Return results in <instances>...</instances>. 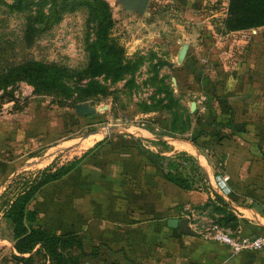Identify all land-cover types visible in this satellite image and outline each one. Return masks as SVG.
<instances>
[{"label":"rangeland","instance_id":"374dc122","mask_svg":"<svg viewBox=\"0 0 264 264\" xmlns=\"http://www.w3.org/2000/svg\"><path fill=\"white\" fill-rule=\"evenodd\" d=\"M68 1L74 9L57 13L49 5L37 6L39 0L28 11L10 9L11 0L0 2V130L17 127L26 134L6 150L10 172L0 179V264H84L73 243L42 240L29 252H18L8 213L43 172L80 162L78 157L96 140L109 138L118 145L132 137L131 143L150 156L156 171L171 170L186 177L190 186L206 187L196 159L180 150L178 141L196 144L201 126H209V134L216 129L207 109H192V102L210 86L209 76H223L239 63L248 37L247 32L227 29L229 0H147L143 6L133 0H103V8L96 0ZM89 5L110 16L107 40L123 48L122 58L96 47L98 20ZM184 45L189 47L183 56ZM28 63L59 69L60 84L46 82L51 76L42 80L27 74L22 67ZM76 104L93 111L80 115ZM134 127L155 130L154 150L142 146L132 134ZM212 147L206 141L198 144L208 156L215 155ZM57 189L36 192L27 203L25 212L38 208L43 213L34 225L26 224L28 229L50 227ZM199 208L205 209V221L220 226L219 218L231 213H220L211 202ZM197 215L202 213L194 211ZM49 232L46 240L61 236Z\"/></svg>","mask_w":264,"mask_h":264},{"label":"crops","instance_id":"0c3cea01","mask_svg":"<svg viewBox=\"0 0 264 264\" xmlns=\"http://www.w3.org/2000/svg\"><path fill=\"white\" fill-rule=\"evenodd\" d=\"M234 32L248 34L239 63L223 76H209L210 86L196 96L205 98L204 108L194 101L196 110L207 109L216 129L209 134L206 127L209 132L199 133L196 144L178 141L180 150L196 159L206 187L184 189L167 180L128 136L118 145L109 138L94 141L72 170L40 192L58 187V206L50 209L49 228L82 238L84 264H264V251L232 253L208 237L212 223L199 208L220 196L238 220L235 228L223 226L239 236L264 232V26ZM134 130L142 146L154 150L155 130ZM25 136L17 127L0 130V179L10 172L6 150ZM204 141L212 144L215 155L198 148ZM220 175L229 177L227 193L217 185ZM170 218H186L190 233L163 225Z\"/></svg>","mask_w":264,"mask_h":264},{"label":"trees","instance_id":"16d2710c","mask_svg":"<svg viewBox=\"0 0 264 264\" xmlns=\"http://www.w3.org/2000/svg\"><path fill=\"white\" fill-rule=\"evenodd\" d=\"M0 2L4 3V0H0ZM45 2L46 0H39L37 6H43L44 4L49 5L48 10L54 13H57L59 10L62 11L66 9L71 11L74 9V6L70 5L68 0H49L47 3ZM96 4L101 8L106 6L103 0H96ZM32 5L33 0H11V3L8 4L9 8L15 11H28ZM89 7L98 20L99 28L96 33V47L105 55H114L116 58H122L124 55L123 48L117 44L109 43L107 40V30L111 26L110 16L100 15L101 9L92 8L91 5H89ZM104 20L105 23H103ZM259 26H264V0H229L228 18L226 20V27L229 31L245 30ZM22 69L29 75L34 73L37 78L42 80H46L47 76H51L46 82H50L53 85L60 84L61 71L57 68H51L42 63H28L24 65ZM145 128L153 129L150 127ZM201 131L209 132V129L201 126ZM76 164L77 163L70 164L69 167H60L53 172H43L42 179L35 182L27 192L15 199L12 203L8 217L16 228V249L18 252H29L37 242L44 240V242H51L53 244L56 242H64L67 243V245L68 243H73V246H76L83 256L87 254L84 251V241L77 234L62 233L60 234L61 236L47 235L49 239L46 240L44 236H46L45 234H47V232H51L50 228L42 226L40 229H35L31 226L32 228L28 229L26 226V224L34 225L37 215L40 213L38 208L33 210L32 213L25 212V207L34 194L36 192H41L43 188L48 186L51 182L63 178ZM164 177L179 187L184 189L190 188V185L186 183L187 181L184 177L176 175L172 173V171L164 173ZM210 202L211 204H215L216 210L220 211V213H223V210H228L227 204L220 196H216L215 201H208V203ZM224 214L223 218H219L220 223L235 228L238 223L237 217L232 213Z\"/></svg>","mask_w":264,"mask_h":264},{"label":"built area","instance_id":"2783aa9c","mask_svg":"<svg viewBox=\"0 0 264 264\" xmlns=\"http://www.w3.org/2000/svg\"><path fill=\"white\" fill-rule=\"evenodd\" d=\"M205 98L200 96L197 102L204 108ZM227 175L217 176L216 182L218 187L224 192H228ZM206 235L212 240L226 245L232 253H238L243 250L264 251V232L256 236H239L231 232L225 226L217 223L212 224L206 231Z\"/></svg>","mask_w":264,"mask_h":264},{"label":"water","instance_id":"95a60500","mask_svg":"<svg viewBox=\"0 0 264 264\" xmlns=\"http://www.w3.org/2000/svg\"><path fill=\"white\" fill-rule=\"evenodd\" d=\"M135 3H137L140 6H143L147 0H133ZM187 49V45L182 46L180 53L181 55H185ZM191 108H195V102H192ZM75 110L78 114L80 115H88L92 113L93 108L84 106L82 104H76L75 105ZM163 225H167L170 228H177L180 233H190V230L188 229V220L186 218H181V219H175V218H170L167 219L163 222Z\"/></svg>","mask_w":264,"mask_h":264}]
</instances>
